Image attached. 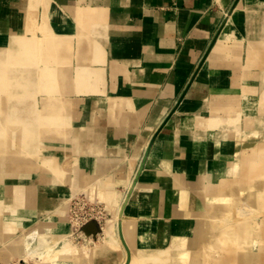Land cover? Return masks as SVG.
Instances as JSON below:
<instances>
[{
	"label": "crops",
	"instance_id": "crops-1",
	"mask_svg": "<svg viewBox=\"0 0 264 264\" xmlns=\"http://www.w3.org/2000/svg\"><path fill=\"white\" fill-rule=\"evenodd\" d=\"M0 113L37 149L2 155L0 263L21 229L66 235L80 192L110 217L89 264L181 256L264 155V0H0Z\"/></svg>",
	"mask_w": 264,
	"mask_h": 264
},
{
	"label": "rangeland",
	"instance_id": "rangeland-1",
	"mask_svg": "<svg viewBox=\"0 0 264 264\" xmlns=\"http://www.w3.org/2000/svg\"><path fill=\"white\" fill-rule=\"evenodd\" d=\"M3 115L0 113V119ZM7 131L0 126V164L4 163V153V164L9 167L12 157L15 159L12 162L17 163L27 147L28 156H36V144L21 145L15 138L11 143L1 142ZM256 154L255 149L252 157L257 160L252 162L251 169L238 168L230 176L221 177L211 195L208 214L200 223L195 245L181 256H166L159 264H264V155ZM3 178L0 176V180ZM18 178L21 177H13V180L9 177L6 181L13 184ZM137 179V175L129 177L125 200ZM66 210L69 225L66 235L58 237L50 231L40 233L34 226L21 229L12 240L15 255L9 262L0 264H89L92 251L105 242L101 232L109 214L104 203L90 200L87 192L72 196ZM91 223L97 226L95 233L85 230ZM159 258L149 256L136 261L143 263Z\"/></svg>",
	"mask_w": 264,
	"mask_h": 264
},
{
	"label": "water",
	"instance_id": "water-1",
	"mask_svg": "<svg viewBox=\"0 0 264 264\" xmlns=\"http://www.w3.org/2000/svg\"><path fill=\"white\" fill-rule=\"evenodd\" d=\"M85 230L87 233H95L97 231V226L94 223H91Z\"/></svg>",
	"mask_w": 264,
	"mask_h": 264
},
{
	"label": "bare ground",
	"instance_id": "bare-ground-1",
	"mask_svg": "<svg viewBox=\"0 0 264 264\" xmlns=\"http://www.w3.org/2000/svg\"><path fill=\"white\" fill-rule=\"evenodd\" d=\"M18 48H19V47H18ZM8 52H9V51H8ZM6 54H7V53H6ZM6 54H5V55H6ZM12 57H13V56H12ZM15 57H16V56H15ZM11 59H12V58H11ZM21 63H22V62H21ZM18 64H19V63H18ZM21 65H22V64H21ZM21 67H22V66H21ZM21 73H22V72H21ZM18 74H19V73H18ZM33 86H34V85H33ZM28 94H29V93H28ZM107 234H109V232L106 233V235H107Z\"/></svg>",
	"mask_w": 264,
	"mask_h": 264
}]
</instances>
